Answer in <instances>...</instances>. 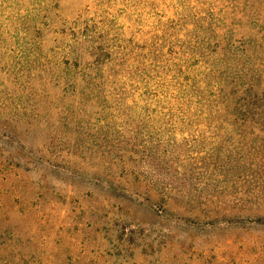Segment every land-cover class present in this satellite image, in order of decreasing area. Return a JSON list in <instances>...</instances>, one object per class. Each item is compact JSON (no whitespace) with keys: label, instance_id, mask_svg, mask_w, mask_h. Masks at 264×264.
I'll use <instances>...</instances> for the list:
<instances>
[{"label":"rangeland","instance_id":"1","mask_svg":"<svg viewBox=\"0 0 264 264\" xmlns=\"http://www.w3.org/2000/svg\"><path fill=\"white\" fill-rule=\"evenodd\" d=\"M230 28L264 0H0V264H264V121L140 63Z\"/></svg>","mask_w":264,"mask_h":264},{"label":"trees","instance_id":"2","mask_svg":"<svg viewBox=\"0 0 264 264\" xmlns=\"http://www.w3.org/2000/svg\"><path fill=\"white\" fill-rule=\"evenodd\" d=\"M237 29L216 30L214 43L173 45L168 52L155 44L150 50L144 51L140 63L150 59L158 72L166 70L169 77L167 64L172 61L181 65L189 75L179 89L188 98L213 106L216 111H224L232 120L243 123L255 119L264 121V84L259 80L264 72V32ZM101 54L89 49L84 51V55L78 54L76 61L82 63L84 57L89 63L93 61L92 65L98 70H102V66H106L109 61L101 62ZM65 56L63 65H68L70 57L67 53ZM107 70L111 72V69ZM181 73L172 70V79L181 76ZM216 91L219 92L213 95Z\"/></svg>","mask_w":264,"mask_h":264}]
</instances>
